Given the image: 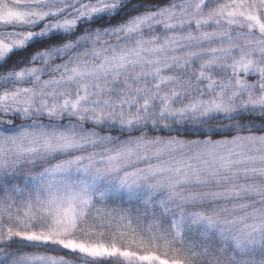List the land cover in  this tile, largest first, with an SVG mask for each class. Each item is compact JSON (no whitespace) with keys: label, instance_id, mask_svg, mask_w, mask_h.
<instances>
[{"label":"snow or ice","instance_id":"6c2138e0","mask_svg":"<svg viewBox=\"0 0 264 264\" xmlns=\"http://www.w3.org/2000/svg\"><path fill=\"white\" fill-rule=\"evenodd\" d=\"M0 264H264V0H0Z\"/></svg>","mask_w":264,"mask_h":264}]
</instances>
